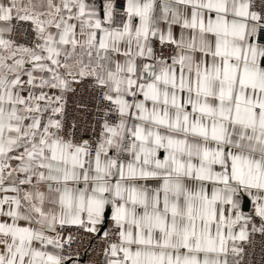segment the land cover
Here are the masks:
<instances>
[{
  "label": "snow or ice",
  "instance_id": "snow-or-ice-1",
  "mask_svg": "<svg viewBox=\"0 0 264 264\" xmlns=\"http://www.w3.org/2000/svg\"><path fill=\"white\" fill-rule=\"evenodd\" d=\"M0 264H264V0H0Z\"/></svg>",
  "mask_w": 264,
  "mask_h": 264
},
{
  "label": "built area",
  "instance_id": "built-area-1",
  "mask_svg": "<svg viewBox=\"0 0 264 264\" xmlns=\"http://www.w3.org/2000/svg\"><path fill=\"white\" fill-rule=\"evenodd\" d=\"M255 251H256V257H255V259L257 261H259L260 260V249H259V247H257V249Z\"/></svg>",
  "mask_w": 264,
  "mask_h": 264
}]
</instances>
